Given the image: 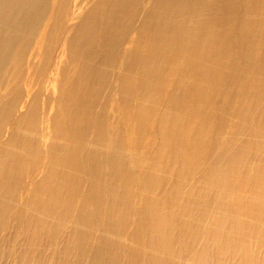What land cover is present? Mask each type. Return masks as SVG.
Wrapping results in <instances>:
<instances>
[{"label":"bare ground","instance_id":"6f19581e","mask_svg":"<svg viewBox=\"0 0 264 264\" xmlns=\"http://www.w3.org/2000/svg\"><path fill=\"white\" fill-rule=\"evenodd\" d=\"M63 1L0 0V78L5 74L0 82L1 192H14L28 169L24 166L27 160L37 157L40 161L41 156L47 164L36 166L33 176L43 172L37 192L51 193V201L45 202L47 209L56 206L55 195L69 188L72 194L73 190L87 192L86 186L108 194L110 207L106 213L110 218L106 219L108 228L100 237L90 226L92 220L87 225L80 224V241H88L87 246L95 244L92 248L98 252L91 264H97V259L98 264L117 262L112 248L119 240L111 235L117 230L126 233V220L132 214L137 223L130 233L131 247L135 250L140 244L141 253L136 257L129 255L131 264H227L230 255L238 254L235 241L242 232L241 225L249 222L254 233L245 235L242 247L245 259L248 258V245H252L255 232L261 237L264 234V169L258 164L260 173L256 172L254 164L247 160L249 154L264 147V141H257L264 138V113L259 115V131L253 132L247 126L249 113L231 136L225 130L229 117L224 115L220 119L218 115L224 109L220 112L216 107L222 95L223 105L237 98L238 76L243 80L240 87L245 93L264 68V58L257 57H264V27L255 28L261 20L258 18H264V0H143L137 8L136 0H67L68 4ZM98 12H104L106 19L100 31L111 39L109 45L114 52L119 48L122 59L115 73L117 93L109 100L116 103L113 118L129 132L114 139V151H109L113 139L105 131L108 125L113 127L110 116L101 126L97 124L98 117L102 119L100 112L98 117L88 118L83 106L78 121L77 111H72L77 104L72 94L75 86L78 89L81 85V75L92 67L100 72L106 69L101 45L95 37L98 26L94 16ZM131 12L138 24L136 28L131 21L128 23L134 40L121 43L120 25ZM254 29V33H262L257 38L258 45L252 42L256 41ZM57 32L63 36L71 33L62 42L56 62L58 69H62L58 83L63 95L56 117L61 123L66 120L68 131L60 134L62 131L50 111L45 128L41 129L47 133L44 142L36 102L40 94L52 95L51 85L57 80L44 77L35 82L42 71L53 75L52 70H37L36 66L45 59L46 45ZM245 45L248 49L244 52ZM88 49L92 56L88 57ZM258 52L261 54L256 55ZM64 55L69 60L63 64ZM23 73L25 79L19 85L17 76ZM150 75L162 78L145 85L141 80ZM136 82L142 83L141 88L135 86ZM262 84L256 98L248 101L251 104L247 102L250 108L257 106L264 95ZM85 90L80 89L79 97L84 99L88 95ZM131 94H135L136 100ZM243 97L240 102L246 104ZM132 105H137L133 118L138 125V147L145 149L143 154L130 153L128 148L132 126L121 115L130 113ZM49 107L51 110L52 104ZM80 122L84 129H78ZM92 128L97 133L95 137ZM67 134L78 140L74 150L66 149L70 142ZM241 136L244 141L234 144ZM68 161H72L71 166ZM109 167L116 177L112 183L104 177ZM78 177L90 179L93 186L69 187ZM240 193L243 196L239 197ZM4 195L1 199L5 204L13 203ZM37 202L43 203L42 197ZM236 208L242 209V214H237L238 221L234 215ZM117 210L124 214L119 219ZM93 220L98 222L97 217ZM261 244L262 239L256 243L257 248L264 247ZM258 264H264V260Z\"/></svg>","mask_w":264,"mask_h":264},{"label":"rangeland","instance_id":"374dc122","mask_svg":"<svg viewBox=\"0 0 264 264\" xmlns=\"http://www.w3.org/2000/svg\"><path fill=\"white\" fill-rule=\"evenodd\" d=\"M66 1L67 0H64L63 3L68 4V1L70 2L71 0H68L67 3H66ZM98 1L104 2L105 0H98ZM142 1L143 0H136L134 3L135 4L137 3V4L136 5L134 4V8L139 7V5L142 3ZM229 1H232V0H229ZM129 15H131L132 17ZM94 17H95L94 23H95V25L98 26V33H96L95 37H96V40L98 42V45L99 44L101 45L100 48L102 51L103 61L106 60V61H104V65L106 66V69L100 68L101 69V72H100V70H98L97 68L92 67V68H89L83 74L84 76L81 75V77H80L81 79L79 81V85H80V82H81V85L80 86L78 85L79 86L78 89L76 86H75V88L73 87L75 90V91L74 90L73 91L75 93L76 92L77 93L76 94L71 93L72 97L77 100L76 101L77 104L73 107L72 111L73 112L77 111L78 114L76 112H75V114L78 115V117H77L78 119H76L78 121H79V117H80V110L83 109V106L87 109V112L89 115L88 118H90L92 116L98 117V114L101 113L102 119L99 117L97 119L98 120L97 124H101V126L104 125V124H102L103 120L105 121L108 118V116H110V118L113 121V122H111L113 127H111V126L109 127V125H108V127H107V129H105V131L108 130V134H111L110 138L113 139L112 144H110V146H109V151H114L115 150L114 139H119L120 135H122V134L124 135L125 132H129L127 130V128L122 129L123 126L121 124L119 127L118 121H116L117 118H113V114H114L113 109H114V107H116V103L110 102V100H109L110 96L113 93L114 94L117 93L116 92V90H117L116 85L118 83V76L115 73L117 71V68L121 64L122 59H119V58H121L120 51H118L119 48H118V50H116L114 52L112 50V45L111 44L109 45V43H111V39H108V36L105 37V34L103 32H101L102 27L104 25V22H106V19H104V17H105L104 12H98ZM134 17H135V15L133 12L129 13L128 17H127L128 19L125 18L126 20L122 23V25H120V27L122 28L121 29L122 34H121V40H120L121 43L128 41V39L134 40V33H131L129 31L130 24L128 27V23H130V21H131L132 27L134 25L136 28L138 27V24L136 23ZM43 18L40 19L41 22L44 20ZM258 19H261V20L257 21L258 23L256 22V24H258V25H256L255 28H257V26H259L257 29H263L264 18L261 17ZM262 24H263V26H262ZM254 32H255V29H254V31H252V33H254ZM254 34H256V35H254L253 39H255L256 41L252 40V42L258 45L259 40L257 38H260L259 34L261 35L262 33H260V31L258 33V30H257V32ZM54 35L51 36V38H50L51 40H49V42L47 43L48 46L46 45L44 57H45V54H47V55H46L45 59L43 60L44 62L42 61L36 66L37 70L43 69V68L46 70H49V69L52 70L53 75L50 73V71H42V72H40V74H42V76L38 74L39 76L37 77L35 82H41L44 79V77L45 78L49 77V78H51L52 81H53V78H55L57 80V82L54 80L55 82H54L53 86L51 85L52 95L50 94L49 96L46 97V96H43L42 94H40V96L36 102L39 105V110H38L39 113L38 114L40 117V119H39L40 134L43 133V132H41V129H42V131L44 130L46 118L49 116L50 113L54 116V117L52 116V118H55L58 121V122L56 121L55 123L57 126H59L58 130L62 131V133H60V134H63V130L67 129L66 120L61 123L60 119H58L56 117V115H58V113H59L60 101L63 98V95L60 91L61 89L59 88L60 86L58 83V80L60 81L62 69H60V68L58 69V65L56 64V62L58 60L57 58L60 57V55H61V51H60L61 48L60 47H61L62 42L64 41L65 38L69 39L71 36V33H67L66 36H63L62 33L57 32ZM245 39H246V37H245ZM143 44H147V43L144 42ZM47 49H49V50L47 51ZM246 49H248V48H246V45H245L244 52L246 51ZM50 51H52V52H50ZM88 52H90L88 54V57L92 56V52L89 49L86 50V53H88ZM111 52H112V54H111ZM257 54H261V53L258 52V53H256V55ZM257 57L260 59L264 58L263 54L257 55ZM50 58H52V59H50ZM68 60H69V58L67 59L66 55H64V57L62 59V63L63 64L65 62L67 63ZM102 70H103V72H102ZM104 70H106V71H104ZM58 71H59V73H58ZM101 74H103V75H101ZM260 74H262V75H260ZM4 75L5 74H3L2 77L0 78V82H2V80L4 79ZM24 75H25V73L22 74V76L24 78L22 76H17V81L15 78V81L17 84L20 85L23 83V80L25 79ZM258 75H260V78ZM258 75L256 76V79L251 81L250 86L249 87L247 86L245 93L241 90V87H240L243 80L240 76H238V78L236 79V82H235V86H236L235 90H236V94L238 91L240 92V94L238 92V94L235 95V97H237V98L234 99V102L229 103V104L225 103L226 105H223V99H224L223 95L221 96V98H219V101H217L218 106L216 107V109L217 110L224 109V110H222V114L218 115V117H220V119H222V117L224 115H227V117H229V121H227V125H226L225 130H226V132H228L227 134H229L231 136H234L236 134V131H238V129H239L240 122L243 121L244 119H246L247 114H249V113H251V116H250V118H248L246 120L247 126L249 124V129L251 131H253L254 129H256V131H257V129H258L257 123H258L259 115L261 112L264 113V108L261 109V107H259L260 104L263 102L262 97L264 98V95L260 96L261 100L257 104V106H256V104L252 108L249 107L250 105L247 106V102L251 101V99L253 100V98L255 99L256 96L259 94L258 89H260L261 84L264 81V78L262 77L264 75V68L259 70ZM257 77L259 79H257ZM161 78H162L161 75L160 76L157 75V77H152L150 75L141 81H145L146 82L145 85H147V83H151L152 79H156V81H157V79H161ZM40 79H42V80L39 81ZM256 80H258V81H256ZM132 81H136V79H132ZM102 82H104V83H102ZM141 85H142V83H139V82L135 83V86L138 88H141ZM132 86H134V85H132ZM254 86H256V87H254ZM262 86H263V84H262ZM96 87H98V88H96ZM80 89H81V91L86 89L85 92L88 95H86L84 97L85 100L81 96L79 97V95H78L79 94L78 92L80 91ZM114 89H115V91H114ZM168 92H170V91H168ZM241 94H242V96H244L243 98L245 99L246 104H244V102H240V97H242V96H240ZM131 96L135 97V94H131ZM97 98H98V100H96ZM150 98L151 97H149V99ZM49 99L53 102V103L51 102V104H52L51 110H49L50 109L49 106L51 105L49 103ZM135 100H136V97H135ZM251 102H248V104H251ZM137 104H138V102H137ZM55 106H57V107H55ZM112 106H113V108H112ZM136 107H137V105L136 106L132 105L129 109L130 113L126 112L125 114L123 113V115H121V116L126 121L130 122V124L132 126L131 131H133V132L130 131V133H131L130 137L131 138H129V144L130 143L131 144L128 146L130 153H134V152L138 153L139 152L138 154H143V152H145V149L143 146H141V148L138 147V142H137L138 137L136 134V130L138 131V125L136 124V121L133 118V116L135 115L133 110ZM248 107H249V109H248ZM110 109H111V111H110ZM250 109H252V112L250 111ZM89 111L91 112V114L89 113ZM96 111H98V113ZM53 112H54V114H53ZM220 112H221V110H220ZM251 119H253V120H251ZM119 121H122L124 123L123 120H119ZM81 125H82V123L77 125L78 129H81V127H83L82 129L85 128L84 124L82 126ZM116 125H118V126H116ZM92 129H94V128H92ZM259 130L260 129H258V131ZM66 131H68V129ZM92 131H93L92 136L95 137L97 135L95 129ZM244 133H245V130L244 131L242 130L241 134H244ZM67 135L69 136V134H67ZM253 135H254V133H253ZM41 136L43 137L42 139H44V142H45V140L47 138V133L44 132L43 134H41ZM68 139L70 142L66 145L67 146L66 149H68V150L70 149L69 151L74 150L75 146L77 147L79 145L77 142L78 140L76 139V137H74L73 134H71V136H69ZM75 141L78 145L76 143H74ZM241 141L242 142L244 141L243 136L236 138L234 140V144L235 143L238 144ZM257 141H264V138H262L260 140V137H259ZM41 148L42 147H40V149ZM137 149L139 151H137ZM263 150H264V147L261 149L258 148L257 151H254L248 155L247 160L250 161L251 164H254V166L256 167V172H257V170H259V168L257 166L258 164L263 166L262 169H264V151ZM258 153H259V155L257 156ZM37 155L39 158V154H37ZM39 159H41V160L39 161V160H37V157H35L33 159V161L27 160L28 165L25 163L24 166H25V168H28V169L26 170L25 174H22L23 181L21 182V184H18V186L14 192L9 193V194L4 193V192H1V188H0V264H91V262L94 261L95 258H98V252L92 248L95 244H92L91 246H87L88 241L83 240V239L80 241V235H79L80 224L81 225H87V221L92 220L91 221L92 225H90V226L93 229V232L95 233V235L100 237V235L102 234L104 229L108 228V225L106 224V219L110 218L108 213H106V211L110 207V199L107 197L108 194L100 193L97 188L96 189L98 190V192H95L93 190V188L90 186H86L87 192H83L80 190V193H78V192H75L73 190V194H72L71 189L69 188V189H65L64 191H61L59 194L55 195L54 201L56 203V206L52 205L50 209H47L45 202L51 201V199H52L51 193L37 192V186L39 185V183H37V182L40 181L41 178L43 177L42 176L43 172H40L37 177L33 176L34 175L33 172L38 167V165L47 164V161L44 158H42L41 156ZM33 162H34V164H33ZM261 162H263V164ZM71 163H72V161L71 162L68 161L67 164L69 166H71L72 165ZM118 167H120V166H118ZM30 170H32V171H30ZM258 173H260V170ZM104 177L106 178L108 183L114 182L116 177L114 174H112L111 167H109L106 170ZM256 177H258V174L256 175V173H255L254 178H256ZM80 185H92L93 186V184L90 183V179H88V178L80 179V177H78L77 181H74L73 183L70 182L69 187H72V186L80 187ZM4 194L9 198V200H12L13 203L5 204L4 201L1 199V197ZM132 195H134V193H132ZM241 196H243V194L240 193L239 197H241ZM41 197H42L43 203H40V205H39L37 202V199H39ZM99 201H101V202H99ZM81 207H83L84 210H81L80 209ZM54 208H56V209H54ZM241 210L242 209L238 208L237 211L234 212L235 213L234 215L236 216L237 221H238L237 214L238 213L242 214ZM117 213H118V215H117L118 219L124 215L119 210H117ZM83 217H85V219H83ZM96 217L98 218L97 223L93 220ZM126 222H127V227H128V230L126 233H123V232L117 230L114 232L113 235H111V237L117 238L119 240L118 241L119 243L114 245V247L112 248V250H115L114 253H117L115 255V257L117 256V262H114L115 264H131V259H130L129 255H133V256L135 255V257H136V256L140 255V253H141V251L138 250V246L140 244H138L137 247H135V250H132L134 247H131V242H130L131 239L133 240V236H130V233L133 232V229L135 228L136 223H137V219L132 214V218L127 219ZM248 223H243L241 225L242 232L240 231L239 236L238 237L236 236L237 240L235 241V243L237 244L236 249L238 251L237 252L238 254L235 257L230 255L229 263H227V264H250V262H251V264L252 263L258 264V263H262V259L264 260V247L262 246L259 249V248H257V245H256V243L258 241L260 242L261 239H262L261 245L264 244V234L261 237L256 232H255V235L252 239V245H251V242L248 245V248H249L248 249L249 250L248 258L246 257V259H245L244 255H243L244 252H243L242 247L244 245V237L247 234L249 235L250 233H254L253 231H251L252 229H251L250 223L249 224ZM256 240H257V242H256ZM125 243H126V245H125ZM97 250H98V248H97ZM135 251H136V253L133 254ZM144 251H145V249H144ZM144 251H143V253H144ZM149 253H151V252H149ZM251 259H253V261ZM96 262L99 263L100 260L97 259ZM204 264H206V262Z\"/></svg>","mask_w":264,"mask_h":264}]
</instances>
